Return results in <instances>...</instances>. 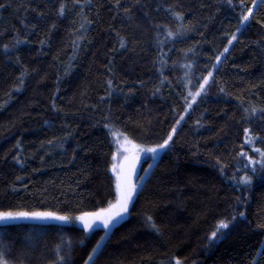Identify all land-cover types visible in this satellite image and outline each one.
<instances>
[{
  "label": "trees",
  "instance_id": "obj_1",
  "mask_svg": "<svg viewBox=\"0 0 264 264\" xmlns=\"http://www.w3.org/2000/svg\"><path fill=\"white\" fill-rule=\"evenodd\" d=\"M240 14V0H0V211L72 217L0 225L9 264H87L106 231L75 217L116 200L110 129L152 147L172 128L95 264H264V3L237 32Z\"/></svg>",
  "mask_w": 264,
  "mask_h": 264
},
{
  "label": "snow or ice",
  "instance_id": "obj_2",
  "mask_svg": "<svg viewBox=\"0 0 264 264\" xmlns=\"http://www.w3.org/2000/svg\"><path fill=\"white\" fill-rule=\"evenodd\" d=\"M78 3L79 0H76ZM228 4L232 5V0H227ZM261 3H264V0H261ZM240 7H241V14L238 18V22L240 27L236 29L237 32H240L244 29L246 26V23L250 21V18L253 17V9L257 7L256 0H252L251 6L244 5V0H240ZM64 13V5H61L60 7V13L63 15ZM178 19L183 21V17L180 16L179 13H175ZM169 36H172L173 33L169 31ZM237 36L236 33H233L231 35V38L228 40V44L231 45L232 41L236 40ZM5 50H7V46L5 45ZM121 47H124L123 42H121ZM228 51V47L224 48V52ZM223 53H221L222 55ZM217 63L220 62V57H216ZM208 77H212V72L210 71L208 73ZM111 84V81L108 82ZM208 83V79L205 78L204 84L199 85V91H197L195 94L189 93V95H195L199 96L201 91H203L204 85ZM194 102V101H193ZM191 107V105H189ZM245 113L247 114L249 112V109H244ZM262 112H264V109H261ZM252 114H255L257 112L256 107L251 108ZM105 127H108V125H105ZM176 129L172 128L170 133L168 134L167 138H165L162 142L156 144L152 147H144L143 145L135 144L132 140H130L125 134L118 133L116 131H112L110 129V135L113 137L121 136L123 137L122 140L115 141L118 145L119 149H123L122 152H120V155L123 159V163H115L117 160V156L114 154L112 156V160L114 163L112 164V172L116 175V200L115 203H109L107 208H100L97 211L93 212H82L79 216H76L75 219L80 221L84 227V229H91L93 227V224H95L97 221L102 222L103 226L105 228H108L113 221H116L117 218H122L125 213L128 212V206L132 202L133 196L137 192L138 185L133 182V177L135 176V169H136V163L139 159L138 152L144 151L146 153H152V159L154 160L156 158V155L158 154V151H163L165 148L168 147L169 142L173 138V134L175 133ZM249 128L244 129V133L246 134V143L251 144L252 143V137L249 136ZM255 152L260 154V157L262 161H264V151H262L260 148H255ZM244 153H241L243 155ZM249 162L252 164H255L256 161L252 159V157H248ZM151 167V165H149ZM262 167H264V164H262ZM140 181L144 180L143 176L138 177ZM241 182L243 183H251V177L245 176L242 178ZM241 216H243V213H240ZM16 219H41V220H47V219H54L58 221L63 222H69L72 217L67 215H59L55 212H26V211H0V223H7L12 220ZM150 222L152 220L151 217L147 218ZM150 226L155 230L159 231L158 226L155 223H151ZM228 224L221 220L218 223L217 230L213 231L211 233V237L215 238L217 235V231L221 228H227ZM261 227H264V225H261ZM63 243V242H62ZM67 243L70 245L71 241H67ZM62 244H58L56 246V252L59 261L63 262L65 260V256L60 255ZM100 248V245L97 244L95 248L92 249L91 255L88 256V261L91 262V264H95L94 257L98 255L97 250ZM0 264H9L8 260L5 257V252L3 250H0ZM175 264H181V261L176 258Z\"/></svg>",
  "mask_w": 264,
  "mask_h": 264
},
{
  "label": "rangeland",
  "instance_id": "obj_3",
  "mask_svg": "<svg viewBox=\"0 0 264 264\" xmlns=\"http://www.w3.org/2000/svg\"><path fill=\"white\" fill-rule=\"evenodd\" d=\"M260 1H261V0H257V1H256L257 6H258V4L260 3ZM234 41H235V40H234ZM234 41H233V42H234ZM122 139H123V137H121V136H117V137H115V141H117V140H122ZM118 148H119V145H118L117 149H118ZM122 151H123V149H119V151H117V160L115 161V163H118V164H119V163H123V159H122V157H121V155H120V152H122ZM161 152H162V151H158V154L156 155V158H155V159L153 160V162L150 164L151 167L148 166L147 170H146V171L144 172V174L142 175V176L144 177V180L146 179V177L148 176V174L151 172V170H152V168H153V166H154V164H155L156 160L158 159L159 154H160ZM137 154H138L139 159H138V161H137V163H136V167H137V169L135 170V176L133 177V181H135V177H136V175H138L137 173H139V166H140V164H142V163L144 162V160H146V159L152 157V155H153L152 153H146V152H144V151H139ZM115 177H116V175H115ZM144 180H143V181L138 180V182H136V184L138 185L137 190L140 188V186L142 185V183L144 182ZM135 195H136V194H135ZM135 195H134L133 198H132V202H131V203L129 204V206H128V212L125 213V214L123 215L122 218H117L116 221H113V223H112L108 228H105V227L103 226L102 222L98 221V222H96L95 224H93V227H92L91 229H86V231H87V235H88V236H89L90 234H92V233H93L95 230H97V229H102V230H105V231H106V235H105V237L103 238V240H102L101 243L99 244V245H100V248H101L102 244L104 243V241H105V239H106V236L111 232V230H112L114 227L120 225L122 222H124V221L129 217V212H130V209H131L132 204H133V202H134ZM114 203H115V202H114ZM21 220H23V219H16V220L9 221V222H7V223H17V222H20ZM67 223H71V221H69V222H67ZM76 223L79 224V225H82V223H81L80 221H78V220H76ZM3 224H6V223H0V225H3ZM100 248L97 250V252L100 250ZM87 264H91V262L89 261Z\"/></svg>",
  "mask_w": 264,
  "mask_h": 264
}]
</instances>
